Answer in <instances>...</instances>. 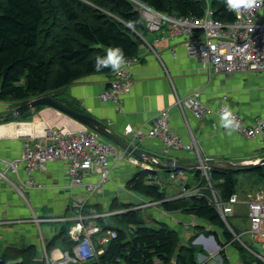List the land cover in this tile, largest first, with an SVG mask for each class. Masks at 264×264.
<instances>
[{
	"label": "crops",
	"instance_id": "1",
	"mask_svg": "<svg viewBox=\"0 0 264 264\" xmlns=\"http://www.w3.org/2000/svg\"><path fill=\"white\" fill-rule=\"evenodd\" d=\"M172 50L176 52L175 57ZM133 60L134 86L123 96L122 111L118 104L101 100L102 93L113 79L112 74L86 77L53 95L79 113L99 120L126 142H130L125 131L127 126L148 129L157 113L168 111L172 130L186 144L195 138L203 159H243L264 151L262 138L246 139L234 129L222 127L218 113L223 98L227 97L229 106L247 122L264 118V75L247 73L209 78L202 71L199 61L187 55L185 41L169 28L158 33H146L143 45ZM188 98L204 105L205 116L202 120H197L190 111H182L179 101ZM7 113L0 108V116ZM54 126L73 131L85 128L76 120L48 107L31 111L18 120L0 123V173L6 176L0 178V252L8 247L35 246L39 256L42 241L48 244L64 226L75 223L79 215L76 205L83 201L86 202L83 215L95 218L100 214L112 213L110 206L115 199L130 204L142 200L127 189V183L140 168L125 160H110L113 165L110 179L92 195L88 194L87 186L100 181L96 172L87 175L84 186L75 187L71 186L68 168L62 162L49 163L45 172H34L32 179L23 165L17 173L7 168L6 161L22 158L24 143L28 138H42L41 142L45 143L48 129ZM137 150L158 159H197L193 152L166 150L157 139L143 140L137 145ZM169 194V199L180 197L174 187ZM97 205L101 206V212H98ZM85 210L89 214H85ZM150 210L154 213L152 218L155 221L152 220V223L166 221L174 229L179 227L181 233L183 230L190 232L194 227L188 224L193 218L185 214L160 213L158 208ZM202 238L201 235L195 243H201ZM55 247L49 251L50 256L59 258L67 252L60 239ZM226 255L231 264L237 258L239 261L235 264H242L238 250L233 251L228 247ZM43 257L42 254L38 260Z\"/></svg>",
	"mask_w": 264,
	"mask_h": 264
},
{
	"label": "trees",
	"instance_id": "2",
	"mask_svg": "<svg viewBox=\"0 0 264 264\" xmlns=\"http://www.w3.org/2000/svg\"><path fill=\"white\" fill-rule=\"evenodd\" d=\"M134 1L186 18H201L206 8L203 1L196 0H0V102L22 103L58 92L89 76L113 74L111 68L95 70L97 57H105L109 48L120 47L125 61L133 60L148 33ZM211 5L216 20L223 23L235 20L227 0H211ZM18 119L9 116L0 123ZM157 172V169H139L127 183V189L152 202H160L167 213L179 212L209 223L216 239H220L221 231L224 241L236 246L243 263L252 264V257L243 256L245 249L212 205V194L201 171H195V177L188 180L192 181L187 185L192 194L176 199H169L157 184ZM253 173L264 179V167ZM210 174L212 187L222 200L237 194L235 173L215 170ZM133 207L130 203L112 201L110 209L114 214L109 222L116 224L98 221L102 227L100 235L111 230L117 236L90 264H199L198 256L204 251L195 244L196 236L183 244L177 230L162 222L158 223L159 228L151 227L141 217L140 210ZM96 208L102 211L100 205ZM85 214L89 212L85 210ZM69 225L46 244L48 252L59 239L66 251L77 245L68 235ZM38 258L35 246L8 247L0 252V264H34ZM223 258L224 264H231L229 258Z\"/></svg>",
	"mask_w": 264,
	"mask_h": 264
},
{
	"label": "built area",
	"instance_id": "3",
	"mask_svg": "<svg viewBox=\"0 0 264 264\" xmlns=\"http://www.w3.org/2000/svg\"><path fill=\"white\" fill-rule=\"evenodd\" d=\"M206 3L203 17L186 18L176 15H169L155 10L138 1H134L136 10L140 13L145 22L148 32L158 33L164 28L185 41V50L189 57L199 61L202 71L209 78H216L219 75L233 74H261L264 75V0H258V6L252 9L241 8L234 11L235 20L231 23H223L214 18L211 0H196ZM175 57L176 52L172 50ZM134 60L126 61L124 67L119 72L112 74L113 79L101 95L104 103L112 102L118 104L123 110V96L128 94L134 86L132 67ZM223 104L218 110L220 116L225 111H230L235 118L236 124L232 129L247 138H264V121L258 120L255 124H249L246 119L234 111L227 103V97L223 98ZM182 111H190L197 120H202L205 116V107L196 99L188 98L179 101ZM126 136L132 146H136L145 139H157L164 144L166 150L193 152L196 158L203 161L195 138L186 144L171 128L170 114L168 111H161L155 115L153 122L148 129L143 126H127ZM47 142H41L42 138H28L24 143L23 156L5 162L7 168L17 173L20 166H24L28 176L32 179L34 172H45L46 166L53 162H62L67 166L71 186H84L85 178L90 172H96L100 176L97 184L88 185L87 192L92 195L104 183L110 179L113 170L111 159L126 160L125 152L116 149L104 139L88 128L80 131L62 127H51L45 135ZM129 161L138 165V161L128 157ZM142 169L153 170L149 165L142 164ZM203 176L208 180L212 191L211 203L219 212L225 224H229V218L237 216L238 207L247 208L248 230L246 234L252 243L261 246L264 250V198L259 200H242L235 194L228 200H222L219 194L214 191L209 178V171L203 169ZM5 174L0 173V178H5ZM172 184L181 186L180 197H188L192 194L187 190L188 178L185 172H172L169 176ZM157 184L158 183L157 181ZM160 202L151 203L150 206L158 205ZM86 202L76 205L79 215L75 223L68 230L69 237L77 242L72 251L61 254L59 258L50 256L46 249V244L42 241L43 260L45 264H90L96 261L104 252L106 247L116 238L115 231H108L100 235L102 227L97 219L109 217L112 213L100 214L95 218L84 216L82 211ZM195 221H198L195 219ZM196 223V222H195ZM235 238L240 239L230 227ZM236 240V239H235ZM237 241V240H236ZM246 251L252 257V264H264V253L248 247L240 241ZM198 244L200 242H197ZM101 246V249L97 248ZM233 245V242L223 241L217 244V249L211 261L201 257L200 264H224L223 256L226 250Z\"/></svg>",
	"mask_w": 264,
	"mask_h": 264
},
{
	"label": "rangeland",
	"instance_id": "4",
	"mask_svg": "<svg viewBox=\"0 0 264 264\" xmlns=\"http://www.w3.org/2000/svg\"><path fill=\"white\" fill-rule=\"evenodd\" d=\"M205 3V2H204ZM205 7H206V3H205ZM50 95H53V92H49L48 95H45V96H50ZM38 98V97H36ZM36 98H32L26 102H22V103H17V102H14V101H8V102H0L2 103L0 105V108L1 110H5L7 111L8 113L7 114H10L14 109L18 108L19 106L21 105H24V103H28V102H31L32 100L36 99ZM4 103V104H3ZM44 108V107H42ZM41 109V108H39ZM37 109V110H39ZM31 112V111H29ZM28 113V112H26ZM25 113V114H26ZM24 114V115H25ZM240 115V114H239ZM241 116V115H240ZM244 118V117H243ZM245 119V118H244ZM260 119H263L264 121V118H259L257 119L255 122L253 123H249V124H255L258 120ZM153 122V120H152ZM55 127V126H54ZM69 129V128H67ZM89 129V128H88ZM96 133V132H95ZM99 135V134H98ZM103 138V137H102ZM259 138H262V137H255V138H252V139H259ZM104 139V138H103ZM246 139H249L246 137ZM263 141H264V138H262ZM28 140V139H27ZM26 140V141H27ZM104 141H106L104 139ZM107 143H109L108 141H106ZM111 146H113L114 148L116 149H120L119 147H116L114 145H112L111 143H109ZM129 144L131 145V143L129 142ZM138 145V144H137ZM137 145L136 146H132L134 149L137 150ZM122 150V149H120ZM123 151V150H122ZM138 151V150H137ZM125 152V151H123ZM139 152V151H138ZM146 155V154H145ZM125 156H126V160L125 161H129L128 157H131L132 159H135L137 160L139 163L138 165H135L133 162L132 164L134 166H137L138 168L142 169V164H145V165H149L135 157H133L132 155L128 154L127 152H125ZM149 156V155H147ZM155 157V156H154ZM264 158V151H259L256 153V155H253V157H249V158H237V159H228V161H231L233 163H236V164H241V163H248V162H253V161H256L258 159H263ZM160 163H162V159H158L156 158ZM166 159V158H164ZM206 160V159H204ZM222 160H227V159H222ZM208 161H212V160H208ZM216 161V160H215ZM220 161V160H218ZM130 162V161H129ZM149 166H152L154 168V165H149ZM156 169V168H154ZM195 171H191V172H185V176L189 179H193L195 177ZM211 171H209V178L211 177V174H210ZM158 175H157V179H158V183H160L159 185L165 190L166 192V195L169 197V193H170V189L172 187H174L177 191V195L180 196L181 193H182V189H181V186L180 185H177V184H174L175 186H171L172 182L171 180L169 179V176L172 172H168L166 170H158ZM194 173V174H193ZM202 173V177L204 178L205 182H206V186L207 188H209V190L211 191L210 189V185H209V182L208 180L203 176V170L201 171ZM237 176V193L243 195V196H240L242 198V200H259V199H263L264 198V179L260 178L256 173H253V172H240V173H235ZM192 181L186 183V188L187 190L188 187L187 185L189 183H191ZM210 183H211V178H210ZM212 185V184H211ZM191 191V190H189ZM215 191V190H214ZM192 192V191H191ZM211 194H212V191H211ZM238 194V195H239ZM136 195V194H135ZM139 197V195H137ZM212 197V196H211ZM142 200H146V201H142V200H139L138 202H135V203H132L133 206V209L134 210H140V215L143 219L146 220V222L150 220V226L153 227V228H159V224H155V223H152L153 221H155L152 217L154 216V213H151V210L150 208H158V210L160 211V213L163 210V208H161L160 204L158 203V205H153V206H150L151 203H154L152 201H150L149 199H145L144 197H141ZM84 211V210H83ZM118 213H121L118 212ZM114 213L112 212V215ZM111 215V216H112ZM239 215V218L237 217H230L229 220L231 221V223L233 224L234 228L236 229V232H237V235L238 237H240V239H237V242L244 246L240 241L244 242L248 247H251L253 249H256L258 252L260 253H264V250L262 249L261 246H255L250 237L246 234V231L248 230V221H247V208L246 207H238L237 208V216ZM185 216H188L190 217V215H186ZM111 219V218H110ZM153 220V221H152ZM108 223H111L112 225L113 224H116V222L114 221H111L109 222V219L107 220H104ZM192 222L188 223L189 225L191 226H194L191 228V231L190 232H184V230L182 231L181 233V229L179 227L175 228L178 230V232L180 233L181 235V238H182V242L183 244H188L189 243V239L191 237H194L196 236V239L198 237H201L202 235V242L201 243H195L197 244V246H200L202 248V250L204 251L203 253H200L199 256H198V263L200 264V259L201 257H205L207 260L211 261L213 258V255L215 254L216 252V249H217V244L221 245L220 244V241L223 242L224 239H223V236L221 235V231H220V234H219V240L214 238V236L212 235V229H211V226L209 223L207 222H202V221H195V219H191ZM164 224H167L166 221H163ZM196 222V223H195ZM107 223V224H108ZM110 224V225H111ZM119 225V224H118ZM168 225V224H167ZM169 226V225H168ZM231 227V226H230ZM233 229V228H232ZM229 231L231 232V230L229 229ZM192 232V233H191ZM204 235V236H203ZM195 239V238H193ZM245 247V246H244ZM56 248V247H55ZM230 248H232V250H236V246L234 245H231ZM41 249L44 251V248L43 246L41 247ZM47 249V248H46ZM65 249V248H64ZM218 250V249H217ZM48 251V250H47ZM42 252V251H41ZM41 252H39V256L41 257L42 254ZM243 256H251V254L248 252V251H244L243 252ZM230 261V260H229ZM236 261H239V259L237 258L236 260H234V262L236 263ZM232 263V262H230ZM234 263V264H235ZM242 264H245L243 263L242 261Z\"/></svg>",
	"mask_w": 264,
	"mask_h": 264
},
{
	"label": "water",
	"instance_id": "5",
	"mask_svg": "<svg viewBox=\"0 0 264 264\" xmlns=\"http://www.w3.org/2000/svg\"><path fill=\"white\" fill-rule=\"evenodd\" d=\"M42 107L52 108L76 120L80 124L84 125V127L89 128L92 131L99 134L101 137H103L106 141H108L112 145L119 147L128 154L132 155L133 157L149 165H154V167L157 170H166L168 172H177V171L191 172V171H202L203 169H206L208 171L220 170V171H227L232 173H240V172H253L258 168L264 167V158L258 159L253 162L241 163V164H236L228 160L200 161L199 159H195V160L182 161L174 158H168V159L159 158L162 159V163H160L156 159L157 157L147 156L138 152L136 149L131 147L129 142H126L125 140L119 138L102 122H100L95 118H92L91 116L75 111L74 109L67 106L64 102L58 100L55 97V95L38 97L32 100L31 102H28L14 109L10 114L0 116V120L5 119L9 116H13L15 118H22L26 112L29 111L34 112ZM34 264H45V261L43 259L36 260Z\"/></svg>",
	"mask_w": 264,
	"mask_h": 264
},
{
	"label": "clouds",
	"instance_id": "6",
	"mask_svg": "<svg viewBox=\"0 0 264 264\" xmlns=\"http://www.w3.org/2000/svg\"><path fill=\"white\" fill-rule=\"evenodd\" d=\"M228 7L234 11L241 8L252 9L258 6V0H227ZM131 26V25H129ZM126 64L123 51L120 47L109 48L105 57H97L95 70L100 72L103 68H111L113 72H119ZM236 124L230 111H225L221 116V126L232 129Z\"/></svg>",
	"mask_w": 264,
	"mask_h": 264
}]
</instances>
